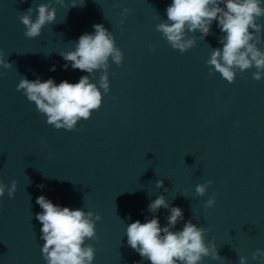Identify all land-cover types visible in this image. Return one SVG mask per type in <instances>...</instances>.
<instances>
[{
  "label": "water",
  "instance_id": "1",
  "mask_svg": "<svg viewBox=\"0 0 264 264\" xmlns=\"http://www.w3.org/2000/svg\"><path fill=\"white\" fill-rule=\"evenodd\" d=\"M40 3L49 0H0V50L14 65L0 67V181L18 182L14 198L7 190L0 198V264H46L35 218L40 195L102 217L99 239L86 241L96 248L93 264H151L128 245L126 228L153 215L166 226L169 210L148 208L161 194L183 211L173 231L190 219L212 229L205 242L215 237L225 259L205 257L202 264H239L240 256L261 264L252 253L264 250V78H252L255 68L232 84L218 72L209 76L210 52L222 48L218 21L204 39L189 33L196 45L181 54L155 27L167 20L172 0H64L52 3L55 23L26 38L19 16ZM124 8L132 11L121 16ZM94 24L113 33L124 61H109L110 92L100 109L75 131L57 130L16 86L21 75L78 83L88 73L65 69L59 53L93 34ZM261 40L264 51V30ZM99 75L91 77L97 86ZM209 180L205 196H197L196 185ZM213 193L215 206L205 209Z\"/></svg>",
  "mask_w": 264,
  "mask_h": 264
},
{
  "label": "clouds",
  "instance_id": "2",
  "mask_svg": "<svg viewBox=\"0 0 264 264\" xmlns=\"http://www.w3.org/2000/svg\"><path fill=\"white\" fill-rule=\"evenodd\" d=\"M53 2L64 4V0H49V3L38 4L35 9L29 7L19 16L25 27L26 38L40 37L45 26L55 23L57 9L52 6ZM75 6L73 4L72 7ZM131 11L124 8L120 15L126 16ZM34 12L37 13L35 19ZM166 15L167 20L156 24V30L181 54L196 45L195 35L190 36L189 33L199 31L204 39L210 35L213 21H218L220 31L224 33L219 39L222 48H212L210 52L206 61L209 76L218 72L232 84L237 73L243 74L255 68L252 78L256 81L264 78V51L258 47L262 43L261 32L264 30V25L258 23L264 17L262 0H172L166 8ZM123 22L121 20L120 24ZM93 28V34L85 33L79 37L73 50L59 53L66 61L63 66L65 69L70 64L72 69L88 73L78 83L63 80L57 84L52 78L45 81L40 78L29 80L21 75L16 86V91H22L27 100L35 104L37 111L46 117L47 124L57 130L75 131L79 121L90 119L93 111L100 109L103 96L110 92L109 61L117 66H121L124 61L113 33L103 24H94ZM150 50L155 51L152 46ZM13 66L0 50V67L11 69ZM50 71H55V67ZM97 71L100 72L99 86L91 79ZM212 183L209 180L196 185V195L205 196ZM17 184V180H12L10 186L0 181V198L4 197L6 190L8 197L14 198ZM155 186L163 188V180H157ZM38 187L42 188L43 185ZM168 191L164 188V192ZM215 203L216 194L213 193L206 200L204 208H212ZM36 204L42 209L35 218L42 224L40 239L44 243L41 252L46 264H93L96 248L86 241L99 239L96 222L101 221L102 217L93 211L59 206L44 195L37 197ZM148 208L153 214L161 208L168 209L169 215L164 227H161L155 215L146 219L145 223L136 220L127 225V243L142 260L150 261L151 264H202L205 257L225 259L219 255L215 237L205 242V236L212 231L211 228L198 227L190 219L181 230L173 231L184 219L183 211L178 206H170L163 194L153 200ZM252 259L264 264V250L257 249L252 253ZM239 264H248L247 257L240 256Z\"/></svg>",
  "mask_w": 264,
  "mask_h": 264
}]
</instances>
